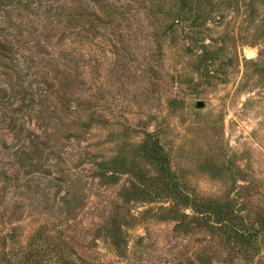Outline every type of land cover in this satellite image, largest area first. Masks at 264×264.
I'll return each mask as SVG.
<instances>
[{"label":"rangeland","instance_id":"rangeland-1","mask_svg":"<svg viewBox=\"0 0 264 264\" xmlns=\"http://www.w3.org/2000/svg\"><path fill=\"white\" fill-rule=\"evenodd\" d=\"M0 25V88L33 83L0 97V264H264V0H0Z\"/></svg>","mask_w":264,"mask_h":264},{"label":"trees","instance_id":"trees-1","mask_svg":"<svg viewBox=\"0 0 264 264\" xmlns=\"http://www.w3.org/2000/svg\"><path fill=\"white\" fill-rule=\"evenodd\" d=\"M0 48H3L1 47V43H4V46L5 43H10V46H11V49L14 47V43L16 42L13 41L14 39L11 37L13 36V33L11 32H8V30L6 28H4V26L0 25ZM20 33V34H19ZM18 33V36H21V32ZM7 34L9 35V38L7 37ZM12 38V40H11ZM8 76H12L11 73L8 74ZM26 79H22L20 78L17 82L18 83H15L13 82L12 80H9L7 83L9 84L8 87H1L0 88V97L1 98H4L6 95H9V97L11 98L13 96V93H20V94H29V90H28V85L31 87L32 86V82H30V84L26 85L24 81ZM10 90V92L8 91ZM32 93H30L31 95ZM21 103L18 105L19 108L15 109L14 111L15 112H21L25 109V106H28L30 105L27 104V100L25 99L24 96H22V99H21ZM0 113L2 115L6 114L5 110H0ZM2 122H6V117H2ZM17 121H19L16 117V115H12L10 118H9V121L7 123V128L11 127V132H13V134L11 135L12 139H22L21 136H23L24 132L27 131L26 128L22 125L18 126L17 125ZM33 148H39V145L38 144H34L33 141H29V142H26L24 141L23 143L20 144L19 146V149L23 152L25 149H31V150H34ZM36 151V150H34ZM151 157L154 161L158 162L159 164H161V175L160 177L157 178L160 179L158 182L161 181V185H162V188H165L166 190H169V191H173V192H181L180 190L178 191V187L176 184L173 183V181L171 180V178H169L167 175L169 174V170L166 168V163H167V157H166V153L164 152L163 148L161 145H159L158 142H155L154 144V148L152 149L151 151ZM167 180H169V182H167Z\"/></svg>","mask_w":264,"mask_h":264},{"label":"water","instance_id":"water-1","mask_svg":"<svg viewBox=\"0 0 264 264\" xmlns=\"http://www.w3.org/2000/svg\"><path fill=\"white\" fill-rule=\"evenodd\" d=\"M203 106H204V102L199 100V101L197 102V107L201 108V107H203Z\"/></svg>","mask_w":264,"mask_h":264}]
</instances>
